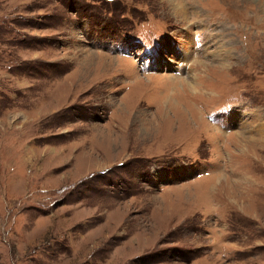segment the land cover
<instances>
[{
	"label": "rangeland",
	"instance_id": "obj_1",
	"mask_svg": "<svg viewBox=\"0 0 264 264\" xmlns=\"http://www.w3.org/2000/svg\"><path fill=\"white\" fill-rule=\"evenodd\" d=\"M0 264H264V0H0Z\"/></svg>",
	"mask_w": 264,
	"mask_h": 264
},
{
	"label": "bare ground",
	"instance_id": "obj_2",
	"mask_svg": "<svg viewBox=\"0 0 264 264\" xmlns=\"http://www.w3.org/2000/svg\"><path fill=\"white\" fill-rule=\"evenodd\" d=\"M177 12H182L183 11V7L181 6L180 8H178V10H176ZM176 12V13H177ZM183 14H185L186 15V13L185 12H183Z\"/></svg>",
	"mask_w": 264,
	"mask_h": 264
}]
</instances>
